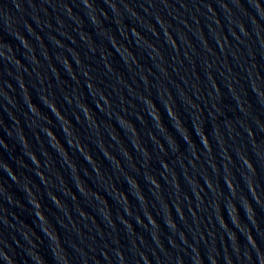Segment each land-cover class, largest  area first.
<instances>
[{
	"label": "water",
	"instance_id": "95a60500",
	"mask_svg": "<svg viewBox=\"0 0 264 264\" xmlns=\"http://www.w3.org/2000/svg\"><path fill=\"white\" fill-rule=\"evenodd\" d=\"M0 264H264V0H0Z\"/></svg>",
	"mask_w": 264,
	"mask_h": 264
}]
</instances>
